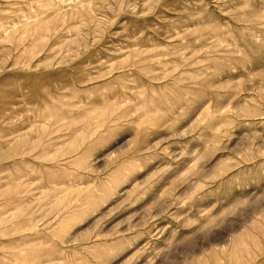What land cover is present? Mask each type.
Here are the masks:
<instances>
[{
    "label": "rangeland",
    "instance_id": "1",
    "mask_svg": "<svg viewBox=\"0 0 264 264\" xmlns=\"http://www.w3.org/2000/svg\"><path fill=\"white\" fill-rule=\"evenodd\" d=\"M0 264H264V0H0Z\"/></svg>",
    "mask_w": 264,
    "mask_h": 264
}]
</instances>
